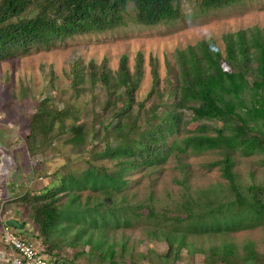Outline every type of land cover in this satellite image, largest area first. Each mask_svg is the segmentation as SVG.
Wrapping results in <instances>:
<instances>
[{
    "label": "trees",
    "instance_id": "16d2710c",
    "mask_svg": "<svg viewBox=\"0 0 264 264\" xmlns=\"http://www.w3.org/2000/svg\"><path fill=\"white\" fill-rule=\"evenodd\" d=\"M196 1L199 12L204 14L243 0ZM178 4L179 0H0V61L76 36L124 26L129 5L137 24H172L181 17ZM220 40L222 50L206 41L175 50L173 64L167 58L164 60L163 87H159L158 60L150 57L149 88L144 95L139 93L144 75L140 52L135 54L130 67L127 57L121 56L114 71L106 60L97 65L89 61L85 68L80 61H74L69 89L78 95L79 86L87 85L90 99L85 113L91 116L90 128L81 123L85 114L66 101L48 95L34 103L25 124L27 155L42 154V148L65 136L63 144L80 158L84 167H73L68 161L62 163L51 174L43 175L51 178L49 182H44L37 192H25L17 203L19 212L37 229L39 244L45 246L43 255L57 261H72L53 254L51 240L56 237L47 232L56 225L61 209L81 207L78 194L82 191L97 193L104 199L95 200V208H82L83 216H91L94 224V248L100 249L105 242V235L99 233L137 222L139 215L117 203L118 192L130 173L142 170L151 174L172 154L216 151L222 157L216 164L234 199L219 201L214 188L200 191L196 194L197 202L183 201L176 207L177 213L185 215L182 220L159 222L148 210L147 219L152 227L145 236L158 241L165 238L169 245H176L177 251L186 245L189 235H207L219 221L225 225L234 217L264 218V184L248 187V196L243 197L234 183L231 158L234 153L264 155V27L254 28L248 37L237 31L222 35ZM48 75L47 89H52L56 83ZM190 123L197 124L190 135L175 137ZM183 181L185 184L186 180ZM59 195L66 201L57 206ZM206 221L212 226L205 225ZM19 223L27 225L24 221ZM111 247L104 258L113 264ZM120 248L124 251L123 241ZM207 253L212 259L232 251L220 245Z\"/></svg>",
    "mask_w": 264,
    "mask_h": 264
},
{
    "label": "rangeland",
    "instance_id": "374dc122",
    "mask_svg": "<svg viewBox=\"0 0 264 264\" xmlns=\"http://www.w3.org/2000/svg\"><path fill=\"white\" fill-rule=\"evenodd\" d=\"M178 9L181 17L177 22L150 27L134 22V12L129 5L123 19L124 26L103 33L76 36L48 48L32 49L26 55L0 61V150L6 157H11L7 162L8 171L2 175L0 217L2 215L4 220L8 217L16 219L14 214L19 212L17 203L23 194L40 190L44 182L51 180L43 175L51 174L62 163L68 161L73 167L84 168L80 158L69 150L68 145L63 144L65 136L46 149L42 148V154L33 157L27 155L24 144L25 124L33 112V105L48 95L55 100L66 101L67 105H73L81 114L84 113L81 123L90 128L91 116L85 113L90 99L87 85L79 86L78 95L69 89L70 70L74 61H80V65L85 68L89 61L97 65L106 60L109 69L114 71L121 56L127 57L130 67L135 54L140 52L144 75L139 93L144 95L149 88L147 61L150 57L158 60L159 87H163L162 80L166 74L164 60L167 58L173 64L175 50L181 51L201 41L222 50V35L243 31L248 37L254 28L264 27V0H243L231 7L204 14L199 12L196 0H179ZM49 73L56 83L52 89H47ZM183 114L189 115L187 112ZM196 125L188 124L175 137L190 135ZM221 158L216 151L199 155L172 154L151 174L142 170L130 173L116 201L128 206L127 211L139 217L129 227L99 233L105 235V242L100 249L94 248L97 238L94 224L91 216H83L82 208H95L94 201L104 202V199L97 193L80 192L78 199L81 207L66 206L61 209L56 225L47 232H52L56 237L51 240L53 254L78 264H110L109 259L104 258V253L112 245L113 264H264L263 217H234V220L226 221L225 225L219 221L212 229L210 227L207 235L211 237L189 235L186 245L177 251L176 245H169L165 238L158 241L145 236L152 227L147 219L148 210L156 215L159 222L163 221L161 219L182 220L185 215L177 213L176 207L183 201L197 202L196 194L211 188L216 189L219 201H233L234 197L216 164ZM231 158L237 192L247 197L248 187L264 184V155L256 153L241 156L234 153ZM183 179L186 180L185 184ZM59 196L61 198L57 206L66 201L64 196ZM19 213L18 219L27 224V232L12 231L22 239H28L37 249V244L41 243L39 237H35L38 235L37 229ZM205 225L212 226L207 221ZM89 239L90 242L85 243ZM122 241L125 243L124 251L120 248ZM220 245L232 253L224 257L218 254L209 259L207 250L219 248Z\"/></svg>",
    "mask_w": 264,
    "mask_h": 264
},
{
    "label": "built area",
    "instance_id": "2783aa9c",
    "mask_svg": "<svg viewBox=\"0 0 264 264\" xmlns=\"http://www.w3.org/2000/svg\"><path fill=\"white\" fill-rule=\"evenodd\" d=\"M0 264H77L48 258L33 244L4 225L0 217Z\"/></svg>",
    "mask_w": 264,
    "mask_h": 264
},
{
    "label": "water",
    "instance_id": "95a60500",
    "mask_svg": "<svg viewBox=\"0 0 264 264\" xmlns=\"http://www.w3.org/2000/svg\"><path fill=\"white\" fill-rule=\"evenodd\" d=\"M11 157L7 156L3 153V151L0 150V199L2 198V191H3V173H6L8 171L7 162L10 161ZM4 225L12 228L16 231H23L24 226L18 222V220L13 218H8L4 221Z\"/></svg>",
    "mask_w": 264,
    "mask_h": 264
},
{
    "label": "crops",
    "instance_id": "0c3cea01",
    "mask_svg": "<svg viewBox=\"0 0 264 264\" xmlns=\"http://www.w3.org/2000/svg\"><path fill=\"white\" fill-rule=\"evenodd\" d=\"M15 213H16V214H14V215H15L16 220H19V219H18V217H19L18 214H20V213H19L18 211H16ZM8 218H9V217H8ZM8 218H7V219H8ZM11 218H12V217H11ZM13 218H14V217H13ZM18 222H19V221H18ZM23 226H24V225H23ZM25 228H28V226L26 225V227H24V229H23V230L25 231V233H26V232H27V231H26L27 229H25ZM24 231H23V232H24ZM35 236H36V235H35ZM27 240H28V239H27ZM28 241H29V240H28ZM37 247H38L41 251H43L44 248H45V246H41L40 244H37ZM44 256H46V254H44Z\"/></svg>",
    "mask_w": 264,
    "mask_h": 264
},
{
    "label": "clouds",
    "instance_id": "9594fccd",
    "mask_svg": "<svg viewBox=\"0 0 264 264\" xmlns=\"http://www.w3.org/2000/svg\"><path fill=\"white\" fill-rule=\"evenodd\" d=\"M4 221H5V220H4ZM71 263H75V262H74V261H73V262L71 261ZM77 264H78V263H77Z\"/></svg>",
    "mask_w": 264,
    "mask_h": 264
}]
</instances>
